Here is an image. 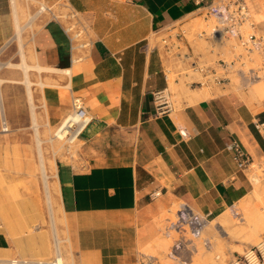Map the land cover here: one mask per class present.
Returning a JSON list of instances; mask_svg holds the SVG:
<instances>
[{"label": "crops", "instance_id": "obj_1", "mask_svg": "<svg viewBox=\"0 0 264 264\" xmlns=\"http://www.w3.org/2000/svg\"><path fill=\"white\" fill-rule=\"evenodd\" d=\"M6 1L0 0V10ZM62 1L87 24L91 46L70 49L64 21L44 14L30 37L34 65L44 70L30 68L21 80L27 120L39 145L35 106L46 124L56 127L78 98L91 119L73 151L55 158L71 264H140L143 251H160L164 214L173 206H178L175 215L186 204L211 220L251 194V166L255 160L264 164V131L257 129L264 122V101L246 100L228 83L195 102L188 99L193 89L184 91L180 106L156 113L153 92L168 85V65L179 58L172 51L174 31L184 33L188 21L212 16L208 10L224 0ZM251 1L264 13V0ZM257 28L264 30V22ZM6 82L0 78V112L10 126L8 91L1 89ZM10 131L0 130V168ZM230 140L241 144L251 166L237 168L225 150ZM34 238L32 250L24 252L19 232L10 235L0 224V255H46L49 247ZM226 252L228 262L236 256L229 246Z\"/></svg>", "mask_w": 264, "mask_h": 264}, {"label": "rangeland", "instance_id": "obj_2", "mask_svg": "<svg viewBox=\"0 0 264 264\" xmlns=\"http://www.w3.org/2000/svg\"><path fill=\"white\" fill-rule=\"evenodd\" d=\"M9 1H6L7 8L0 10L3 11L0 15V27L3 31L0 35V37H3V41L0 43V78L7 80L6 83L1 85V89L2 92L4 90L8 91V106L5 103V109L8 107L9 115L11 116V121L9 122H12V125L10 123L9 126L11 127V134L5 135V160L4 166L1 165L0 168V224H5L10 235L15 234L16 230L19 232L23 240L21 247L24 252L32 250V236H36L34 240L37 243L43 246L45 244L49 247V252L46 255L38 256V258H51L55 254L53 247L54 237L52 227L50 222H48L45 183L39 158L41 159L40 155L43 152L45 166H48L50 162L55 165V158L60 157L66 149L73 151L74 143L68 144L63 140L52 138L55 127L46 124L40 108L35 106L39 125L36 135L43 141L42 144L36 145L33 128L30 127L28 121L27 91L25 84L21 81L23 72H29L30 74V68L25 69L24 67L20 51L21 47L15 38L14 15ZM245 1L249 8V18L239 27L243 40H248L251 34L257 37H264V30L257 28L260 23L264 22V13H257L251 0ZM60 2L63 1L54 2L52 4L54 5L53 8H57ZM42 4L50 5L46 0H16L20 25H24V29L21 32L22 50L24 51L26 62L33 65L34 56L30 37L40 26L44 14H48L46 12L38 14L37 11ZM33 15L34 18L32 20ZM216 24L217 21L214 16H209L206 19L203 17L195 18L181 27L182 31H184L181 38L173 37V55H179V58L174 59V62L168 65L167 68V91L169 92V99L173 108L180 106L184 91L188 92L191 89L199 88L208 92L211 90L218 91V88L225 87L228 83H230L232 89L242 90L246 100L257 99L264 101V91H256L257 93L254 91L256 84L264 83V51H253L247 55L244 45L237 36L221 35L211 37L210 32ZM177 31L175 30L174 33ZM219 37H221L220 40H218ZM239 55H242L243 58L239 62L237 61L233 68L240 67L244 71L252 68L260 75L259 79L244 84L240 74L232 71L229 74L230 81L224 85L208 84L201 87L190 84L193 80L202 79L201 73L195 69L196 66L214 67L217 66L219 59L230 61L236 59ZM240 62H243L242 66ZM34 69L31 68L32 73H34ZM24 113L26 114V119L23 118L25 117L23 116ZM38 152L40 154L39 157ZM252 165L254 166H251L249 177L253 184L252 176L257 175L261 179L260 185L257 186L255 193L252 191L250 195L240 200L234 208H230L233 212H239L234 215L232 222H230V218L227 217L226 211H224L217 218L209 220L201 237L193 240L196 246L195 250L189 252L183 248L180 257H173L171 253L172 244L179 235L173 230L166 232L165 228L169 220H175V210L178 208L175 205L169 212L166 211L164 214L162 225L164 236L160 251L145 250L141 260L145 261L148 255H154L156 256V261L152 262L155 264H229L226 252L228 246L238 256L246 248L258 243L264 236V164H260L255 160ZM49 180L51 181V178L48 179L50 183ZM51 199L52 210L57 220L58 237L62 240L60 243L61 254L66 264H71V256L64 240L66 231L63 225V215L58 208V201L53 196ZM168 218L170 219L168 220ZM59 219L60 221H58ZM220 222H223V224ZM253 229L257 230V233ZM252 230L254 235L251 233ZM205 238L210 242L208 248L202 243ZM236 241L246 243V247L235 245ZM187 248L190 249L191 247L187 246ZM21 257L32 258V254L26 255L22 253ZM8 258L10 257L0 255V264H5L3 261ZM232 258L234 259V257Z\"/></svg>", "mask_w": 264, "mask_h": 264}, {"label": "built area", "instance_id": "obj_3", "mask_svg": "<svg viewBox=\"0 0 264 264\" xmlns=\"http://www.w3.org/2000/svg\"><path fill=\"white\" fill-rule=\"evenodd\" d=\"M45 8L39 7L40 14L48 13L50 19L64 21L62 26L64 33L68 36L70 41V49L80 48L81 50H89L91 46V39L87 35V24L83 22L78 14L72 10L66 2H60L57 8H53L54 5L47 6ZM208 13L217 21L216 26L211 30V37L221 35H234L237 36L241 43L244 45L246 54L249 55L253 51H264V37L255 36L251 34L248 40H243V36L239 30V27L243 22L249 18V8L245 0H224L218 7L210 8ZM59 21V22H60ZM61 24V22H60ZM181 31L175 32V37H182ZM242 55L236 57V59L226 61L219 59L217 66H196L195 69L201 73L199 80H193L190 84L197 86H204L208 84L224 85L230 81L229 74L232 71H236L240 74L244 84H248L260 78V75L256 70L249 68L244 71L242 68H233L236 62L242 59ZM243 65V62H240ZM167 80V74L164 75ZM167 86L161 90L153 92L154 103L156 107V113L162 114L167 111L173 110V105L169 99V92ZM90 117L87 114L86 109L82 106L80 100L75 98L72 102L70 111L63 117L61 122L55 127L52 138L57 140H63L68 144L74 143L82 132L86 129L90 123ZM9 125L5 117L3 109L0 112V130L8 131ZM257 129L264 131V122L257 124ZM182 135L185 133L181 132ZM225 150L230 152L236 162L237 168L245 169L250 164V157L241 144L236 140H230L225 143ZM209 222L207 216L198 214L190 209L186 204H181L179 211L175 215V220L168 222L166 226V232L171 230L175 231L179 236L172 244L171 253L173 257H180V253L183 248L191 252L195 250L196 246L194 241L201 237V234ZM203 245L208 248L210 242L208 239H203ZM190 246L191 248H187ZM61 252V251H60ZM59 256H62L61 253ZM57 254H54L51 258H23L20 256H12L3 261L5 264H57ZM153 257L148 255L146 260H140V264H149L153 260ZM229 264H264V236L258 243L246 248L242 254L235 256L234 259L229 261Z\"/></svg>", "mask_w": 264, "mask_h": 264}, {"label": "bare ground", "instance_id": "obj_4", "mask_svg": "<svg viewBox=\"0 0 264 264\" xmlns=\"http://www.w3.org/2000/svg\"><path fill=\"white\" fill-rule=\"evenodd\" d=\"M10 3H11V10L13 11V15H14V22H15V38L18 40V43H19V46L21 47V49H20V51H21V54H22V57H23V62H24V67H25V69H27V68H36V69H38V70H41V69H43L44 70V68L43 67H41V66H37V67H35V65H31V64H29V63H27L26 62V60H25V54H24V51L22 50V43H21V32H22V30L24 29V25H20V21H19V17H18V9H17V5H16V0H10L9 1ZM43 2V1H42ZM41 6V8L43 9V8H45L46 6L44 5V4H42V5H40ZM38 8V7H37ZM38 12V14H39V12H41V10L39 11H37ZM36 14V13H35ZM33 18H34V15L32 16V20H33ZM39 18V17H38ZM29 20H31V19H29ZM28 20V21H29ZM25 23H26V21H25ZM31 23V22H30ZM27 24V23H26ZM29 26V25H28ZM31 29V28H30ZM221 39V37H219L218 38V40H220ZM10 65V64H9ZM13 65V64H12ZM48 69V68H47ZM50 69V68H49ZM54 70H56V69H54ZM58 70V69H57ZM50 71H53V69H51ZM66 72H67V70H65ZM60 72H62V71H60ZM66 74V73H65ZM193 91H194V89H193ZM198 91L200 92V93H197V91H194L193 93H192V95L191 96H189L188 97V99L190 100V102H192V101H194L195 102V100H198V99H200V98H202V97H207L208 96V91H206V90H202L201 88L200 89H198ZM254 91H255V93H257L256 91H260V92H262V91H264V83H258V84H256V86H255V88H254ZM259 93V92H258ZM260 94V93H259ZM210 95V94H209ZM258 95V94H257ZM201 100V99H200ZM41 152V151H40ZM43 152L41 153V159H40V168H41V171H42V173H43V176H44V183H45V194H46V200H47V207H48V212H49V219H50V225H51V227H52V231H53V237H54V252H55V254H57L58 255V253L61 251L60 250V243H61V239L58 237V228H57V220H56V218H55V215H54V213H53V210H52V202H51V198H52V196L57 200V195H58V182H57V180H56V174H55V165H54V163H52V162H50L49 164H48V166H45V161H44V157H43ZM251 166V165H250ZM252 166H254V165H252ZM257 167H259V166H257ZM252 169H253V167H252ZM253 171V170H252ZM254 171H256V170H254ZM48 172V173H47ZM253 173V172H252ZM252 173H251V175H252ZM257 174V173H256ZM49 178H51V181H50V183L48 182V179ZM250 178V177H249ZM260 178L256 175V176H252V181H253V184H254V188H253V193H255V191L257 190V186H259L260 185ZM50 189H51V191H50ZM58 201V200H57ZM58 208H59V210L61 211V213L63 212L62 211V208H61V206H59V204H58ZM226 215H227V217H229L230 218V222H232V220L234 219V215L236 214H238L239 212H236V211H231L230 209L228 210H226ZM244 215V214H243ZM167 217V216H166ZM245 218V217H244ZM247 218V217H246ZM61 219V218H60ZM60 219L58 220V221H60ZM238 219V218H237ZM62 220V219H61ZM169 220V219H168ZM63 221H64V219H63ZM170 221V220H169ZM166 222H167V220H166ZM245 222H246V220H245ZM62 223V222H61ZM221 224H223V222H220ZM63 224V223H62ZM248 224V223H247ZM64 225V224H63ZM167 225V224H166ZM163 227V226H162ZM255 227V226H254ZM254 230V232H256L257 230H255V229H253ZM253 230L251 231V233H253V235H254V232H253ZM60 231H61V229H60ZM257 233V232H256ZM172 235V234H171ZM67 237V236H66ZM65 237V239L64 240H67V238ZM194 244V243H193ZM61 253V252H60ZM57 264H66V262L64 261V257H63V255L62 256H59L58 255V257H57ZM160 262V261H159Z\"/></svg>", "mask_w": 264, "mask_h": 264}]
</instances>
